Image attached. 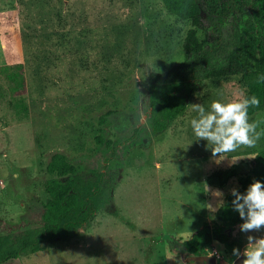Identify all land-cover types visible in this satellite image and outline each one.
Instances as JSON below:
<instances>
[{
    "label": "rangeland",
    "instance_id": "obj_1",
    "mask_svg": "<svg viewBox=\"0 0 264 264\" xmlns=\"http://www.w3.org/2000/svg\"><path fill=\"white\" fill-rule=\"evenodd\" d=\"M233 3L227 13L203 5L205 52L186 76L238 45L251 5ZM194 26L162 0H0V54H13L0 62V247L44 225L55 150L102 203L76 237L0 264H234L233 249L243 252L248 235L264 237V228L241 232L238 212L239 223L219 229L225 197L242 186L264 136L214 158L190 125V104L207 110L247 96L242 75L201 78L186 110L164 130L154 124L151 73L185 60ZM249 121L264 131V110ZM203 227L198 255L186 240Z\"/></svg>",
    "mask_w": 264,
    "mask_h": 264
},
{
    "label": "trees",
    "instance_id": "obj_2",
    "mask_svg": "<svg viewBox=\"0 0 264 264\" xmlns=\"http://www.w3.org/2000/svg\"><path fill=\"white\" fill-rule=\"evenodd\" d=\"M166 9L182 20L192 21L184 42L186 58L165 71H153L150 76L152 116L156 129L164 130L181 112L186 110L189 98L200 87L203 77L221 78L241 74L247 88V96H256L259 107H250L248 115L264 110V0H246L251 7L245 15L238 32V45L223 59L205 68L201 73L192 65L205 52L206 40L201 37L203 26V5L212 13H227L234 2L243 0H162ZM222 10H218L220 7ZM13 54H0V62L12 59ZM111 111L102 115L106 121ZM101 141L102 139L98 137ZM50 177L45 182L47 200L44 206V225L22 237H18L8 246L0 247V262L17 258L22 254H31L43 250L46 242L71 239L81 233V228L93 221L101 207V201L95 197V191L85 192L77 180V168L63 150L52 152L48 163ZM66 177V178H64ZM264 179V150L255 158V164L246 174L242 186L237 190L244 193L253 180ZM231 191L224 200L222 212L223 224L220 230L239 223L238 213L233 209ZM205 228H201L186 244L195 254H202Z\"/></svg>",
    "mask_w": 264,
    "mask_h": 264
},
{
    "label": "clouds",
    "instance_id": "obj_3",
    "mask_svg": "<svg viewBox=\"0 0 264 264\" xmlns=\"http://www.w3.org/2000/svg\"><path fill=\"white\" fill-rule=\"evenodd\" d=\"M259 105L258 97L245 96L243 93L239 98L227 103L213 101L207 110L201 104H190L191 110L197 113L190 121L191 129L196 140L207 142V147L211 149L214 158L236 152L241 147H255L261 136H264V131L257 130L258 122L249 121L248 110ZM213 194L216 197H223L219 190ZM231 195L234 197L233 209L243 220L239 230L249 233L264 228V183L253 180L244 193L233 188ZM219 206H222V199ZM209 208L211 209V206ZM247 241L243 252L238 248L233 249V256L237 259L243 256L241 264H264V237L248 235Z\"/></svg>",
    "mask_w": 264,
    "mask_h": 264
},
{
    "label": "water",
    "instance_id": "obj_4",
    "mask_svg": "<svg viewBox=\"0 0 264 264\" xmlns=\"http://www.w3.org/2000/svg\"><path fill=\"white\" fill-rule=\"evenodd\" d=\"M199 257H203L202 255L201 256H199ZM201 259V258H200ZM244 259V257L243 256H241L239 259H236L235 260V262H234V264H241V261Z\"/></svg>",
    "mask_w": 264,
    "mask_h": 264
}]
</instances>
